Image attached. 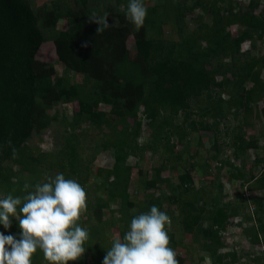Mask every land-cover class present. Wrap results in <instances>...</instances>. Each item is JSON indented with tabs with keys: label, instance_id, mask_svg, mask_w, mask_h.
<instances>
[{
	"label": "trees",
	"instance_id": "obj_1",
	"mask_svg": "<svg viewBox=\"0 0 264 264\" xmlns=\"http://www.w3.org/2000/svg\"><path fill=\"white\" fill-rule=\"evenodd\" d=\"M113 1L50 0L36 7L32 0H0V198L23 197L25 183L49 182L58 173L76 180L87 197L78 224L89 239L84 253L69 264H103L131 219L153 205L171 219L165 230L179 264L239 263L243 249L226 250L225 233L235 225L262 247L252 261L264 264V147L261 136L249 131V119L264 103V50L254 54L256 43H264V0H143L147 15L139 30L126 18L129 0ZM92 12L108 13L116 26L96 33V25L87 22ZM61 19L67 29L58 28ZM131 35L134 54L127 44ZM47 41L55 44L63 74L37 58ZM247 41L251 47L244 50ZM72 102L78 110L61 147L49 152L32 146L34 135L59 120L51 111ZM261 112L264 120V104ZM83 123L99 128L98 146L87 148L86 136L75 131ZM144 126L145 146L139 142ZM216 127L224 129L222 136H216ZM201 131L215 133L216 162L206 165L211 180L198 183L204 167L178 148ZM224 137H230L228 143ZM160 147L167 158L154 166L152 178H142L140 187L151 191L139 200L130 188L134 174L144 172L129 159ZM87 150L111 152L112 165L93 167L95 156L89 159ZM181 169L175 180L170 172ZM221 172L240 182L231 200L223 196ZM10 220V228L0 224V233L19 239V222ZM183 235L200 244L198 261L188 256ZM31 264L49 262L37 249Z\"/></svg>",
	"mask_w": 264,
	"mask_h": 264
},
{
	"label": "clouds",
	"instance_id": "obj_2",
	"mask_svg": "<svg viewBox=\"0 0 264 264\" xmlns=\"http://www.w3.org/2000/svg\"><path fill=\"white\" fill-rule=\"evenodd\" d=\"M146 15L143 0H129L126 18L137 30ZM87 22L96 25L98 34L116 26L115 20L109 21L108 13L92 12ZM8 143L11 145V141ZM48 181L34 186L25 183L23 197L9 193L0 198V224L10 228V217H15L21 230L19 239L0 233V264H31L37 249L49 264H69L84 253L89 232L78 221L86 208V192L76 180L66 179L62 173ZM166 225H171L170 217L155 205L134 216L123 239L112 242L103 264H179L175 251L169 247Z\"/></svg>",
	"mask_w": 264,
	"mask_h": 264
},
{
	"label": "rangeland",
	"instance_id": "obj_3",
	"mask_svg": "<svg viewBox=\"0 0 264 264\" xmlns=\"http://www.w3.org/2000/svg\"><path fill=\"white\" fill-rule=\"evenodd\" d=\"M32 1L34 2L36 7H39L45 2L50 1V0H32ZM109 1H111L110 4H113L114 2L113 0H109ZM67 27H68V22L66 20L61 19L58 21V28L67 29ZM238 30H239L238 26H235V28L233 29V32L237 33ZM127 44L132 54H134L135 53V38L133 35H131L128 38ZM250 47H251L250 41H247L243 44L244 50L250 49ZM262 50H264V43L259 41L256 43L254 54H257ZM37 58L40 59L42 62L54 64L59 74L64 73L65 71L64 65L62 64V62L59 61V58L56 52V47L53 41H47L41 46L37 54ZM71 75H72L71 77L74 78L75 80L82 81L81 74L72 72ZM263 77H264V72H263ZM263 104L264 103H259V105H257L253 115L249 119L250 124H251L249 131L253 134L261 136L260 145L262 147H264V120H263V116L261 112V106H263ZM101 108L104 109L105 105L102 104ZM76 110H78V105L75 102L63 104L62 106L61 105L57 106L53 111H51V113L58 112L59 120L57 122H53V124H51L48 128H46L40 135H34L30 142L31 145L35 147H39L49 152L58 150L62 145L63 135L66 136L67 134L69 135L70 133L69 130L71 129L70 127L68 128L67 123L72 121L73 113ZM64 117L66 119H64ZM206 119L210 121L212 120L211 118H208V116H206ZM143 128L144 130L141 136L139 137V142L141 143V145L145 146V144H147L149 140V137L147 133L148 130L146 129L145 126ZM215 130L218 131L216 132V136L220 137L224 134L223 132L224 129H219L216 127ZM75 131L79 133L81 132L83 133V135L86 136L84 137V139H86V146H88L87 148H90V147L92 148V147H96L99 145V143H97L98 142L97 138L102 137V133L100 134L99 128L92 127L89 123H83L82 126L77 127ZM214 134L215 133L213 132L209 133L207 131L194 132L193 134L189 136L192 139L188 138V141H186L185 145L183 144L178 148L180 151L187 150V155L185 157L189 161L198 162V166L200 167L203 166L205 168V169L202 168L198 173V176H197L198 183L199 181L208 182L211 180L210 178L214 176V174L211 173L210 170L206 167V165L210 164V166H212L216 162V159L213 158V156L215 155V152L212 150V146L216 141L215 140L216 136ZM229 138L230 137H224V142L228 143ZM175 140H177V137H175ZM82 144L84 146V141H82ZM91 152L92 151L87 150L86 153H89V156H90L88 157L89 159H91L93 155L95 156V158L92 160L93 164H95V165L92 164L93 167L94 166L96 167V165L105 166V167H109L112 165L114 157L111 152L106 151V150L105 151L100 150V152H95V153H91ZM226 153H232V150H229L228 147H226ZM225 156L226 155H224V157ZM250 156H252L251 153H250ZM166 158L167 157L162 147L158 148L157 151L155 152H152L150 149H147V150L145 149L144 152L142 151L140 156L130 157L129 161L133 163L134 165L137 164L136 165L137 168L135 170L138 171L139 169H141L144 172V174L141 177L140 176L137 177V175L134 174V179L132 181V185L130 188L131 193L135 194L137 196V199L143 200L144 198H146L145 196H147L148 193L151 191V190L145 191L143 187H140L142 178H146V177L152 178L154 166L158 165V163L165 162ZM181 171L182 169L175 170L174 172L171 171L170 174L173 176L175 180H177V174L178 172H181ZM226 174L227 173L223 175V173L221 172V177H220L221 180L225 184L223 196L225 197V200H231L232 198L236 197L237 195L236 190L238 189L241 190L240 182L232 181L230 177L227 176ZM52 177H55V176H52ZM92 188H96V186H92ZM209 188L208 190H210ZM155 191L156 193H158L161 191V189H157ZM240 219H241L240 217L236 218L237 221ZM206 224L207 223H205V225ZM249 224H251V222ZM174 228L180 236L181 230L179 229L178 225L175 224ZM109 232L112 238L117 237V235L115 234L117 232L113 233L111 230H109ZM225 237L227 238V240H229L228 245H230V247L228 246L226 250H231L232 247L234 246L238 248L239 251L243 249L244 255L239 261V263H236V264H254V262L252 261V258H253L252 256L260 255V253L263 251L262 247L257 248L254 244H252L251 233L246 232L245 234H243L242 227L240 226H236V225L232 226L225 233ZM182 238L184 239L185 244H190L188 256L193 257L194 259H196V261H198L199 257L202 254L200 251V246H199L200 244L195 242L192 236L183 235ZM252 249L255 250V252L257 253L251 254ZM87 258L89 259L90 256H88ZM201 264H210V261L209 259H206V260H203V262L201 261Z\"/></svg>",
	"mask_w": 264,
	"mask_h": 264
},
{
	"label": "built area",
	"instance_id": "obj_4",
	"mask_svg": "<svg viewBox=\"0 0 264 264\" xmlns=\"http://www.w3.org/2000/svg\"><path fill=\"white\" fill-rule=\"evenodd\" d=\"M249 194H250L249 190L246 189L244 195H245V196H248Z\"/></svg>",
	"mask_w": 264,
	"mask_h": 264
}]
</instances>
